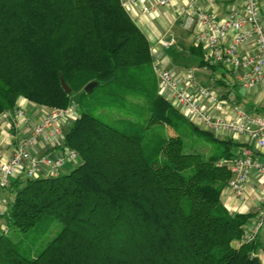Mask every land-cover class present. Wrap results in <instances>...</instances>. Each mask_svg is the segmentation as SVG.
I'll use <instances>...</instances> for the list:
<instances>
[{
    "label": "trees",
    "instance_id": "trees-1",
    "mask_svg": "<svg viewBox=\"0 0 264 264\" xmlns=\"http://www.w3.org/2000/svg\"><path fill=\"white\" fill-rule=\"evenodd\" d=\"M91 81L95 101L80 106ZM18 97L76 103L63 143L79 160L12 182L0 264H261L258 238L244 239L252 214L220 201L234 143L159 93L149 40L120 0H0V113Z\"/></svg>",
    "mask_w": 264,
    "mask_h": 264
},
{
    "label": "built area",
    "instance_id": "built-area-1",
    "mask_svg": "<svg viewBox=\"0 0 264 264\" xmlns=\"http://www.w3.org/2000/svg\"><path fill=\"white\" fill-rule=\"evenodd\" d=\"M141 1L143 12H151L156 6H165L172 0H120L129 11L131 6ZM190 21L200 25L197 40L202 42L208 58L216 62L229 63L234 67H250L251 74L247 81L252 86L264 74V22L260 11L259 0H243L239 10H233L221 19H215L204 10H193ZM232 33L226 40V37ZM252 42L254 52L246 58H240L239 48L243 43ZM158 79L159 93L169 100L187 119L200 128L222 130L252 138L256 147L264 148V116L246 111L241 105L230 106L232 117L216 113L223 107V102L207 87L198 86L191 70L188 71L184 83L170 69L153 63ZM207 101L205 104L203 101ZM77 106L74 101L64 108H55L44 114L37 123L32 125L28 136L20 138L13 146L5 161L0 159V192L11 188L12 182L19 179H30L40 176L53 177L58 175L66 162L77 163V153L64 145L65 133L63 126L70 125L76 118ZM0 118L9 121L10 128L15 131L29 123V118L21 107L5 110ZM42 144L44 147H58L56 155L33 154L32 148ZM232 178L227 185L234 194L242 198L243 183L251 172L256 170L264 176V164L254 158L249 147H243L229 161ZM11 197L0 195V233L8 231L6 218ZM264 223V188L254 223L245 230L244 239L252 241Z\"/></svg>",
    "mask_w": 264,
    "mask_h": 264
},
{
    "label": "crops",
    "instance_id": "crops-1",
    "mask_svg": "<svg viewBox=\"0 0 264 264\" xmlns=\"http://www.w3.org/2000/svg\"><path fill=\"white\" fill-rule=\"evenodd\" d=\"M141 1L135 2L128 14L133 19L139 29L149 40L153 63L170 69L172 73L181 79L187 81L188 71L191 70L195 83L201 87H207L214 91L218 99L223 102V107L216 113L221 116L232 117L233 113L230 106L234 104L241 105L246 111L259 113L264 116V74L252 86L246 83L251 74L250 67H234L229 63L216 62L208 58L205 47L202 42L197 40L200 25L189 20L191 11L204 10L215 19H221L233 10H239L243 6V0H172L165 6H156L151 12H143ZM262 20L264 22V0H259ZM232 33L226 37L225 42ZM200 47L203 59H209L211 65L197 64L199 60L189 50L190 47ZM174 49L176 61L173 62L169 55V49ZM252 42L243 43L239 48L240 58H246L254 52ZM207 104V101H203ZM15 107H21L26 112L29 123L15 131L10 128L9 121L0 118V159L5 161L10 155L13 146L17 144L20 138L29 135L32 125L53 107L36 104L24 97H18ZM69 125L63 126L62 130L66 133ZM214 136L229 138L233 143L234 154L239 153L243 147H249L254 152V158L264 164V148L256 147L252 138L247 135L237 133L205 129ZM60 152L58 147H44L42 144L35 145L32 148L33 154L56 155ZM72 162H66L63 168L72 165ZM62 168V172L63 171ZM69 171V170H68ZM67 171V172H68ZM244 195L237 197L226 184L220 193V201L231 213H251L252 216L245 223V230L251 229L257 209L261 204L262 190L264 188V176L253 170L249 178L242 185ZM9 190L0 192V195L9 193ZM261 246L256 250V255L264 264V233L259 229L257 236Z\"/></svg>",
    "mask_w": 264,
    "mask_h": 264
},
{
    "label": "rangeland",
    "instance_id": "rangeland-1",
    "mask_svg": "<svg viewBox=\"0 0 264 264\" xmlns=\"http://www.w3.org/2000/svg\"><path fill=\"white\" fill-rule=\"evenodd\" d=\"M96 90L89 92V93L84 92L81 95H79L77 98V101L80 104V106H84V105L88 106V104L93 103V101H95L94 99L96 98V94H95ZM93 96H94V98H93ZM63 130H65V129H63ZM170 132L171 131H168V133H170ZM72 163H74V162H72ZM75 164L76 163H74L72 165H75ZM71 169H72V166L69 165V166H66V168H63V171L67 172L68 170H71ZM9 194L10 193L5 192V194H3V195L7 196V197L8 196L11 197ZM58 229H59V224L57 222H54L52 225H49V226L47 224H45V225L42 224L36 233L35 246H37V245H40L41 247L44 246L46 241L51 239L55 235V233ZM260 229H261V232L264 233V223Z\"/></svg>",
    "mask_w": 264,
    "mask_h": 264
},
{
    "label": "water",
    "instance_id": "water-1",
    "mask_svg": "<svg viewBox=\"0 0 264 264\" xmlns=\"http://www.w3.org/2000/svg\"><path fill=\"white\" fill-rule=\"evenodd\" d=\"M60 85L66 93L71 92V87L67 84V82L64 80V78L62 76H60ZM94 86H95L94 81L87 83L84 87L85 92H87V93L90 92Z\"/></svg>",
    "mask_w": 264,
    "mask_h": 264
}]
</instances>
